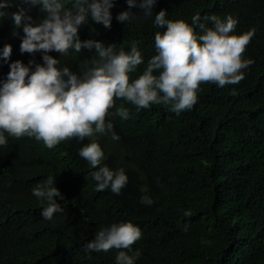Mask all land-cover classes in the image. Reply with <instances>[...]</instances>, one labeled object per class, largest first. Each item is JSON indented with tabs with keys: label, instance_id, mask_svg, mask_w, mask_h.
<instances>
[{
	"label": "trees",
	"instance_id": "1",
	"mask_svg": "<svg viewBox=\"0 0 264 264\" xmlns=\"http://www.w3.org/2000/svg\"><path fill=\"white\" fill-rule=\"evenodd\" d=\"M11 2L5 10L9 15L0 18V87L12 62L43 64L44 53L20 52L23 27L14 25L11 13L24 7L34 26L45 14L39 6ZM128 10L141 18L119 22L117 15ZM161 10L167 19L189 24L199 14L206 27L212 26L206 16L232 15L238 19L235 34L254 29L244 54L253 61L243 70L245 78L224 87L202 84L197 103L180 114L170 105L138 111L117 100L116 107H126L130 118L109 116L119 139L109 133L97 140L105 153L102 165L124 168L128 176L119 195L95 190L90 174L95 169L78 154L89 139H71L48 149L34 137L17 139L5 133L7 144L0 146V264H116L118 250L90 252L86 245L101 227L120 222L142 230L132 248L141 252L134 264H264V0H156L147 18L139 7L129 9L126 0H114L111 28L92 21L89 14L79 38L126 51L131 41H138L144 63L131 74L136 79L156 54L155 33L166 30L153 23ZM195 30L203 34L201 28ZM7 44L12 54L5 61L2 50ZM48 55L79 73L84 61L97 53L83 48L79 53L70 50L66 57L55 51ZM49 176L64 197L56 198L64 211L46 220L41 215L46 203L31 190ZM143 195L153 204H142Z\"/></svg>",
	"mask_w": 264,
	"mask_h": 264
},
{
	"label": "clouds",
	"instance_id": "2",
	"mask_svg": "<svg viewBox=\"0 0 264 264\" xmlns=\"http://www.w3.org/2000/svg\"><path fill=\"white\" fill-rule=\"evenodd\" d=\"M129 9L139 7L144 17H150L156 0H126ZM30 7L39 6L45 14L35 26L32 17L24 7L11 13L14 25L23 27L24 36L20 52L44 53L43 64L29 61L26 66L20 60L10 64L7 81L0 87V146L7 144L5 133L14 138L34 137L45 147L52 149L61 142L78 139L90 142L79 150V156L95 171L90 174L96 182V191L110 189L119 195L128 183L124 168L117 170L102 165L105 153L97 140L98 135L111 133L113 140L119 137L113 131L109 116L130 118L129 110L117 100L134 105L137 110L148 109L151 105H170L176 114L191 110L197 103L202 84L218 87L238 84L245 78L243 70L253 61L245 59L247 46L255 35V30L235 34L238 19L227 15L224 19L216 15L206 16L211 27L200 23L199 14L192 17L189 24L184 19H167L165 10L155 15L153 23L157 28L154 36L156 54L148 61L145 70L136 79L131 74L144 63L138 41H131L129 50L115 45L105 47L94 40L81 41L79 29L91 20L111 28L114 0H20ZM11 0L0 2V18L9 13ZM70 4L71 6H66ZM138 18L130 10L119 13L116 19L131 22ZM199 27L203 34L195 30ZM83 48H95L97 55L85 60L79 73L49 52L55 51L66 57L70 50L79 53ZM12 54V46L3 47L2 58L7 61ZM35 63L32 70L30 65ZM233 95L236 92L233 90ZM115 108V112L111 110ZM49 176L32 188V194L46 203L41 215L51 220L55 213L63 212L56 198L64 197ZM146 193L147 188H141ZM142 204L152 205L148 195L141 197ZM191 216L190 211L184 213ZM187 231V226L185 227ZM142 238V230L132 222L113 223L101 227L95 239L86 245V250L108 252L118 250L116 264H134L141 255L132 251L133 245ZM131 253V254H129Z\"/></svg>",
	"mask_w": 264,
	"mask_h": 264
}]
</instances>
